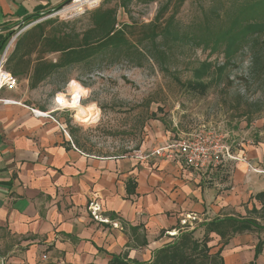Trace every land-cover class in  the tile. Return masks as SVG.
<instances>
[{"label":"crops","instance_id":"0c3cea01","mask_svg":"<svg viewBox=\"0 0 264 264\" xmlns=\"http://www.w3.org/2000/svg\"><path fill=\"white\" fill-rule=\"evenodd\" d=\"M65 2L0 0V40L26 17ZM52 112L22 100L16 89L0 91V264H109L114 255L128 264L146 262L181 226L243 218L261 207L254 196L264 190V175L250 166L264 169L263 141L233 148L236 159L204 179L177 160L140 162L80 149ZM250 234L227 242L225 264H264L263 242L253 259L259 238L244 259ZM209 243L216 245L217 237Z\"/></svg>","mask_w":264,"mask_h":264},{"label":"rangeland","instance_id":"374dc122","mask_svg":"<svg viewBox=\"0 0 264 264\" xmlns=\"http://www.w3.org/2000/svg\"><path fill=\"white\" fill-rule=\"evenodd\" d=\"M103 1L85 4L83 11ZM164 1L142 4L132 0L125 9L117 8L118 24L149 23ZM240 1L186 0L175 17L174 32L178 37L157 39L159 47L166 51L163 60L147 56L141 66H135L124 57L98 58L89 65L59 70L34 89L28 88L24 77H18L16 93L35 107L54 111L52 116L65 120L80 149L100 156L126 155L158 145L167 137H182L205 129H213L223 136L231 149L240 148L242 143L264 142V34L254 49L246 46L233 55L220 78L216 69L222 66L225 57L219 51L210 52V47H204L203 43L197 44L193 36L200 32V26L214 24L210 11L217 9L221 15L218 22H221L225 20V10ZM114 4V1L110 3ZM83 11L53 15L54 11L51 16L47 14L30 23L15 25L11 31L14 36L27 25L33 26L47 18L75 19L72 26L81 30L88 24ZM186 35L189 39H181ZM254 51L258 58L252 65ZM49 58L54 59L55 55ZM203 61L210 62L212 68L204 79L210 85L200 94L185 84L193 79V70ZM76 103L94 108L95 120L83 123L76 119ZM74 136L71 135L73 140ZM187 226H195L194 221ZM198 231L202 229H197L194 236ZM258 238L264 243V233H251L242 243L244 259H251L250 246Z\"/></svg>","mask_w":264,"mask_h":264},{"label":"trees","instance_id":"16d2710c","mask_svg":"<svg viewBox=\"0 0 264 264\" xmlns=\"http://www.w3.org/2000/svg\"><path fill=\"white\" fill-rule=\"evenodd\" d=\"M112 1L115 2L114 5H110ZM131 1L104 0L97 6L83 11V15L88 18V24L81 30L72 26L71 23L75 19L65 21L47 18L34 24L18 34L7 56L5 69L16 78L24 77L28 88L34 89L59 70L78 64L89 65L98 58L124 57L135 66H141V61L147 56L154 60H163L167 56L166 51L159 47L157 39L178 37L177 32H174L175 17L186 0H165L149 23L118 24L117 8L125 9ZM135 1L149 4L159 0ZM61 7L62 5H59L42 14L30 15L23 23H30ZM216 10L210 11L214 15V24L199 25L200 32L193 36L197 39V44L203 43L204 47H210V52L219 51L225 57V62L216 69L217 78H220L232 56L246 46L254 49L264 34V0H242L232 4L225 10V20L221 22H218L221 15ZM11 35L12 31H9L0 40V51ZM181 39L189 37L186 35ZM50 55H55V58L50 59ZM257 58L258 55L254 51L252 65ZM211 68L210 62H201L193 70V79L188 81L185 87L204 94L210 85L204 79L210 74ZM70 134L74 136L71 131ZM73 142L79 145L75 136ZM254 198L261 207L257 209L253 206L248 210L249 216L216 217L202 221L193 228L181 226L183 228L179 227L178 233L171 236L169 242L153 250L149 261L136 264H225L221 252L232 237L264 231V225L257 221L264 220V190L255 194ZM198 228L203 230L200 238L194 236ZM212 236L217 237L216 245L209 243ZM262 244L261 240L256 243L253 259L261 252ZM217 245H220L219 248L212 251ZM109 264L128 263L114 255ZM250 264L254 262L251 261Z\"/></svg>","mask_w":264,"mask_h":264},{"label":"built area","instance_id":"2783aa9c","mask_svg":"<svg viewBox=\"0 0 264 264\" xmlns=\"http://www.w3.org/2000/svg\"><path fill=\"white\" fill-rule=\"evenodd\" d=\"M75 1L71 0L69 4L54 12L53 15L60 14L67 7H74L71 9L73 11H83L85 4L77 6L79 3H75ZM95 3L97 4V1ZM17 35L18 33L12 35L0 52V91L2 89L14 90L18 85V79L5 69L9 49ZM2 101L10 102V100ZM32 113L40 117H50L48 112L33 110ZM62 131L67 135L65 128H62ZM129 156L140 162L154 158L177 160L185 167L202 174L204 179H211L213 175L220 174L226 161L236 159L230 145L225 142L223 136L213 129L199 130L186 136L166 139L158 146L133 150ZM250 169L264 175V169L254 166H250Z\"/></svg>","mask_w":264,"mask_h":264},{"label":"bare ground","instance_id":"6f19581e","mask_svg":"<svg viewBox=\"0 0 264 264\" xmlns=\"http://www.w3.org/2000/svg\"><path fill=\"white\" fill-rule=\"evenodd\" d=\"M86 1V2H84ZM98 0H76L75 3H79L77 4V6L79 5H83V4H91V3H95ZM74 8V7H73ZM72 7H67L65 9H63L60 14H65L67 13L69 10L73 9ZM57 101L59 102V104L61 105V101L59 99V97H57ZM62 106V105H61ZM74 109H75V114L74 117H76V119H78L80 122H92L95 120V110L94 108L90 107V106H83L81 104H74Z\"/></svg>","mask_w":264,"mask_h":264},{"label":"water","instance_id":"95a60500","mask_svg":"<svg viewBox=\"0 0 264 264\" xmlns=\"http://www.w3.org/2000/svg\"><path fill=\"white\" fill-rule=\"evenodd\" d=\"M70 1H71V0H66V2L62 5V7L65 6V5H67V4H69ZM51 14H52V13L48 14V16H51ZM21 24H23V22H21L19 25H21ZM31 25H32V24H31ZM31 25H30V24L27 25V26L24 28V30H26L27 28H29V26H31Z\"/></svg>","mask_w":264,"mask_h":264}]
</instances>
